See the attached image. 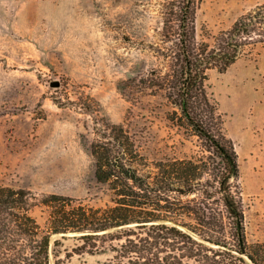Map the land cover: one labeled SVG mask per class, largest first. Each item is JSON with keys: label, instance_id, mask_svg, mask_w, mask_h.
<instances>
[{"label": "rangeland", "instance_id": "374dc122", "mask_svg": "<svg viewBox=\"0 0 264 264\" xmlns=\"http://www.w3.org/2000/svg\"><path fill=\"white\" fill-rule=\"evenodd\" d=\"M168 1L0 0V185L91 205L109 202L94 177L92 119L78 108L87 95L104 120L126 122L147 160L198 152L196 137L168 127L158 98L144 97L127 116L130 104L118 90L119 81L156 63ZM260 4L264 0H201L198 38L203 28L212 34L229 29ZM207 85L238 155L247 242H264V46L224 72L209 70ZM32 215L44 225V209ZM80 243L72 235L52 236L49 264H104L111 257L108 251L77 253Z\"/></svg>", "mask_w": 264, "mask_h": 264}, {"label": "trees", "instance_id": "16d2710c", "mask_svg": "<svg viewBox=\"0 0 264 264\" xmlns=\"http://www.w3.org/2000/svg\"><path fill=\"white\" fill-rule=\"evenodd\" d=\"M200 2L168 1L156 63L118 83L127 116L144 97L158 98L168 127L196 137L198 152L149 161L126 122L104 120L85 96L78 108L92 119L94 177L109 202L0 185V264H49L52 236L69 235L81 242L77 253L110 252L104 264H264V242L246 239L238 155L207 85L209 70L224 72L264 46V4L198 38ZM34 208L45 210L43 226Z\"/></svg>", "mask_w": 264, "mask_h": 264}, {"label": "water", "instance_id": "95a60500", "mask_svg": "<svg viewBox=\"0 0 264 264\" xmlns=\"http://www.w3.org/2000/svg\"><path fill=\"white\" fill-rule=\"evenodd\" d=\"M58 85H59V83L56 82V81H53V82L51 83V86H58Z\"/></svg>", "mask_w": 264, "mask_h": 264}]
</instances>
